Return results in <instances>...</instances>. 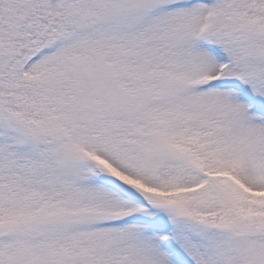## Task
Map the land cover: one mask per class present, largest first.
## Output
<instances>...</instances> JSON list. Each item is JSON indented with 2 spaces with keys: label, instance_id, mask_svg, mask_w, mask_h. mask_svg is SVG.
Listing matches in <instances>:
<instances>
[{
  "label": "snow or ice",
  "instance_id": "snow-or-ice-1",
  "mask_svg": "<svg viewBox=\"0 0 264 264\" xmlns=\"http://www.w3.org/2000/svg\"><path fill=\"white\" fill-rule=\"evenodd\" d=\"M0 264H264V0H0Z\"/></svg>",
  "mask_w": 264,
  "mask_h": 264
}]
</instances>
